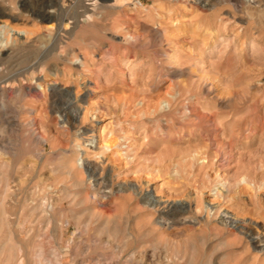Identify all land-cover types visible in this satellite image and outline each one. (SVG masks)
<instances>
[{
    "label": "rangeland",
    "instance_id": "1",
    "mask_svg": "<svg viewBox=\"0 0 264 264\" xmlns=\"http://www.w3.org/2000/svg\"><path fill=\"white\" fill-rule=\"evenodd\" d=\"M206 1L0 0V264H264V0Z\"/></svg>",
    "mask_w": 264,
    "mask_h": 264
},
{
    "label": "bare ground",
    "instance_id": "2",
    "mask_svg": "<svg viewBox=\"0 0 264 264\" xmlns=\"http://www.w3.org/2000/svg\"><path fill=\"white\" fill-rule=\"evenodd\" d=\"M176 1H180V0H176ZM194 1V0H193ZM205 0H195V4L196 5H200L202 2H204ZM208 1V0H207ZM206 1V2H207ZM212 3L214 2V4H212L211 8H216V5H229L232 8V13H229V18L228 19H235L237 14H241L243 13V16L245 15L246 18L248 19H256V18H260L257 15V11L255 10V2H251L246 1V0H211ZM210 1V2H211ZM52 2V1H51ZM11 4V3H10ZM202 8V7H201ZM218 8V7H217ZM43 9V8H42ZM96 9V8H95ZM1 10V9H0ZM215 10V9H214ZM260 10V9H258ZM229 12V11H228ZM262 12V11H260ZM4 17L8 16L6 14L2 15ZM44 20H54L55 16H53L51 14V12H47L44 11L43 13H41L40 15ZM263 16V15H262ZM220 20V19H219ZM4 24H6L5 21H3ZM263 24V23H262ZM7 26V25H5ZM4 26V28H5ZM3 27V26H2ZM59 40V39H58ZM47 48V47H46ZM56 47L53 45L52 48L49 49L50 53L55 52ZM46 52V51H45ZM46 56V55H45ZM8 59V58H7ZM2 61V60H1ZM35 63V62H34ZM33 63V64H34ZM77 63V62H76ZM1 64V63H0ZM81 66V64H80ZM41 67V65H40ZM82 67V66H81ZM35 68V67H34ZM38 70V69H37ZM83 70V69H82ZM88 71V70H87ZM29 72V71H28ZM16 73H19L16 72ZM63 73V72H62ZM23 74V73H22ZM15 75V74H14ZM20 77V76H19ZM21 78V77H20ZM22 79V78H21ZM59 81V80H58ZM70 81V80H69ZM85 81V80H84ZM87 81V80H86ZM18 82V81H17ZM60 83V82H59ZM59 83L53 80V82L51 83H47L46 84V89L45 90H50L51 91V97L53 99H55L58 96H64L66 98L65 103L63 104V106L59 107L56 111L57 113H59L61 116L66 117L67 116V111L68 110H72L73 114H74V124H76L77 119L80 115L81 109L83 108L82 106L84 104H86L89 100V98L91 97V91L90 89L87 88L86 86V82H82L81 84L79 83L78 85L84 87V91H78L76 92L73 88L71 89H67V87H59ZM76 83V82H75ZM92 83V82H91ZM91 85V84H90ZM62 86V85H61ZM80 86V87H81ZM82 89V88H81ZM17 91V90H16ZM5 92V91H4ZM46 92V91H45ZM18 93V91H17ZM53 102H56L55 100ZM57 104V102H56ZM88 104V103H87ZM87 106V105H86ZM55 107V106H54ZM85 108V107H84ZM91 111V110H89ZM69 112V111H68ZM92 112V111H91ZM88 113V111H87ZM86 114V113H85ZM85 117V116H84ZM67 118V117H66ZM65 118V119H66ZM85 119V118H84ZM68 120V119H67ZM65 121L66 123H68V121ZM72 120L69 118V121ZM65 124V123H64ZM69 126V125H67ZM75 127V125H74ZM78 127V126H77ZM76 129V128H75ZM78 129V128H77ZM79 130V129H78ZM90 132V130H86L85 133ZM88 135V134H87ZM86 136V135H85ZM92 164V162H90ZM90 163L86 166V170L88 172V174L92 177L95 178L98 174V172L100 171V167L99 166H90ZM72 164V163H71ZM74 165V164H73ZM95 165V164H94ZM71 166V165H70ZM75 167V165L73 166ZM106 169V168H105ZM108 169V168H107ZM102 171V170H101ZM108 171V170H107ZM100 174V173H99ZM104 174V173H103ZM112 174V173H111ZM110 172H108V174H106V176H108V178L110 179ZM113 177V175L111 176ZM107 179V180H109ZM108 182V181H107ZM112 182V180L110 181ZM114 183V182H113ZM125 184L126 183H122L119 185H116V189L118 192L124 191L125 190ZM108 185V183H107ZM111 185V184H110ZM108 185V186H110ZM112 189L114 188V186H111ZM7 188V187H6ZM109 188V187H108ZM132 189V188H131ZM130 189V190H131ZM9 190V189H8ZM219 191V190H218ZM140 192V191H139ZM143 195L145 196L144 200H147V202L153 206L154 208H157L158 211H160V214H162V217H168L170 220L171 219H175L176 216L181 215L183 213H186L188 208L186 206H183L182 204H184L181 201H162L159 198L154 197L151 194V190L147 189V191L141 195V197L143 198ZM5 205V204H4ZM211 207H214L213 205ZM4 210V209H3ZM225 222L228 223V225L230 224L231 226L234 227V229L236 228L239 233H241L242 235H247V238L249 239V242L255 247V249L264 255V235H261L262 233H260V231L258 230V235L253 236L250 233L246 232L247 230L245 229V224H241L243 221V223H246L244 219H239L236 215H234L233 213L226 211L225 212V216H224ZM252 221V220H251ZM255 222V221H254ZM192 224H196V223H192ZM257 224V223H256ZM257 226V225H256ZM258 227V226H257ZM260 229V228H259ZM246 230V231H245ZM262 230V229H260ZM263 231V230H262ZM258 252V253H259ZM3 264V263H2Z\"/></svg>",
    "mask_w": 264,
    "mask_h": 264
}]
</instances>
